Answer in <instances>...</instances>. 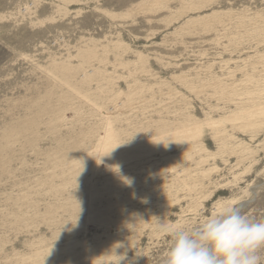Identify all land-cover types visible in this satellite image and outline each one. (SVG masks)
Here are the masks:
<instances>
[{"label":"rangeland","instance_id":"obj_1","mask_svg":"<svg viewBox=\"0 0 264 264\" xmlns=\"http://www.w3.org/2000/svg\"><path fill=\"white\" fill-rule=\"evenodd\" d=\"M229 200L264 221V0H0V264H166Z\"/></svg>","mask_w":264,"mask_h":264},{"label":"clouds","instance_id":"obj_2","mask_svg":"<svg viewBox=\"0 0 264 264\" xmlns=\"http://www.w3.org/2000/svg\"><path fill=\"white\" fill-rule=\"evenodd\" d=\"M163 231L171 242L166 264H260L264 250V221L251 220L231 200L191 229L178 224ZM117 256L116 264L126 259Z\"/></svg>","mask_w":264,"mask_h":264},{"label":"bare ground","instance_id":"obj_3","mask_svg":"<svg viewBox=\"0 0 264 264\" xmlns=\"http://www.w3.org/2000/svg\"><path fill=\"white\" fill-rule=\"evenodd\" d=\"M188 131H189V130H186V132H188ZM165 138H166V137L162 138V139H161V142H162ZM161 142L159 143L160 145H164V144L166 143L165 141H163L162 143H161Z\"/></svg>","mask_w":264,"mask_h":264}]
</instances>
